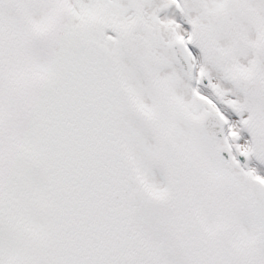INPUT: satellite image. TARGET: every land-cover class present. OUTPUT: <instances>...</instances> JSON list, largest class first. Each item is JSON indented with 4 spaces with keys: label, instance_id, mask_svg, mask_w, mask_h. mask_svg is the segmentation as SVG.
I'll use <instances>...</instances> for the list:
<instances>
[{
    "label": "snow or ice",
    "instance_id": "1",
    "mask_svg": "<svg viewBox=\"0 0 264 264\" xmlns=\"http://www.w3.org/2000/svg\"><path fill=\"white\" fill-rule=\"evenodd\" d=\"M0 264H264V0H0Z\"/></svg>",
    "mask_w": 264,
    "mask_h": 264
}]
</instances>
